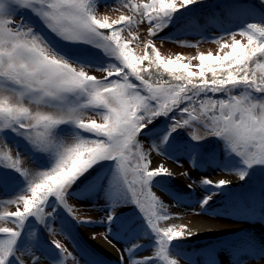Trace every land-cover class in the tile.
I'll use <instances>...</instances> for the list:
<instances>
[{"label":"snow or ice","instance_id":"snow-or-ice-1","mask_svg":"<svg viewBox=\"0 0 264 264\" xmlns=\"http://www.w3.org/2000/svg\"><path fill=\"white\" fill-rule=\"evenodd\" d=\"M196 3L125 0L122 7L132 15L111 19L98 16L97 0H0V141L7 144V137L15 135L49 160L46 168L30 170L22 167L19 149L15 156L10 148L0 149V191L15 189V198L4 201L0 210V234L5 237L0 239V264H40L42 257L49 264H67L69 258L71 264H79L59 240L45 242L32 228L41 224L51 232L58 210L71 213L68 198L80 199L85 191L93 198L103 192L110 205H135L142 223L138 229L130 226L140 235L124 248L126 264H181L182 260L195 264L174 243L190 239L192 233L187 225L162 226L173 214L152 191L154 183L159 184L156 178L173 173L162 164L152 166L138 137L153 133L158 118H166V131L154 138L149 151L171 158L179 130L202 126L203 135L189 133L186 151L194 168L201 166V142L211 136L223 143L226 158H238V166L223 170L235 171L240 181L257 166L264 169V18L245 22L237 31L225 30L231 42H221L223 36L215 40L223 55L201 53L188 58V63L182 62L186 59L182 56L163 58L152 40L144 45L143 55L130 47L137 39L133 25L146 21L149 35L156 36ZM228 8L229 15L238 17L250 11L236 4ZM22 10L32 13L60 41L91 45L102 51L104 59L59 46ZM125 29L130 39L121 38ZM237 35L247 43L236 39ZM193 59L199 61L195 71ZM87 110L100 120L86 117ZM104 162H111L109 172L93 175L92 170ZM215 163V159L209 161ZM230 183L202 179L201 184L210 190L200 207L208 206L215 190ZM173 199L179 203L177 196ZM11 205L14 211L8 210ZM239 211L264 221V191L258 206L253 197ZM117 218L109 208V234ZM26 229L33 237L31 244L25 240ZM145 235L152 246L138 257V252L149 248L141 242ZM260 255L264 258V249ZM121 260L125 261L123 255ZM206 264L216 261L209 258Z\"/></svg>","mask_w":264,"mask_h":264},{"label":"rangeland","instance_id":"rangeland-1","mask_svg":"<svg viewBox=\"0 0 264 264\" xmlns=\"http://www.w3.org/2000/svg\"><path fill=\"white\" fill-rule=\"evenodd\" d=\"M124 2L125 0H97V14L98 16L107 15L111 19H118L122 14L132 15L128 9L122 7ZM233 4L246 6L250 10L249 14L239 17L229 15L228 6ZM189 7L191 11L184 10L183 16H180L178 20L156 36L149 35V25L146 21L133 25L132 33L137 39L132 41L130 47L134 53L143 55L144 45L148 40H152L163 58L175 59L176 56H182L186 58L182 61L183 63H188V58L196 57L201 53L223 55L224 53L220 52L219 45L215 43V40L223 36L224 40L221 42L230 43L231 37L226 34L225 30L237 31L245 22H260L264 18L263 12L255 6L240 4L236 0H197L196 4ZM22 14L59 46H66L77 53H85L95 59H104L101 50L95 49L91 45L66 44L45 28L32 13L22 10ZM177 15L179 16V14ZM121 38L130 39L127 29L121 33ZM236 39L244 44L247 43V40L239 35L236 36ZM149 51L151 50L149 49ZM227 51V49L224 50V52ZM191 64L195 71L199 61L193 59ZM89 71L94 75L102 76V73L93 69H89ZM242 90L237 89L236 91ZM32 108L37 110V105L33 104ZM85 116L100 120L99 115L92 110H87ZM166 125V118H158L153 133L148 134V137L145 135L138 137L144 150L149 152V157L153 162L152 166L156 167L162 164L173 173L172 176L156 178L159 184L154 183L152 188V191L164 202L166 210L173 214L172 220L161 222L162 226L173 223L187 225L188 230L192 233L191 238L174 243L179 244L180 251L195 264H206L209 258L214 259V257H219V264H233L238 258L242 260V264H264V258H261L260 255L261 250L264 249V221H261L258 215H246L239 211L245 204H251L252 202L249 200H252L253 197L259 200L262 191H264V169L257 166L254 170H250L249 177L240 181L235 171L223 170L225 167L238 166V158H226L223 143L211 136L201 142L202 145L198 149L201 166L194 168L186 151L190 143L189 133L194 131L203 135L206 130L202 126L179 130V134L176 135L175 150L170 152L171 158L155 150L149 151L154 138L166 131ZM62 127L69 128V126ZM7 139V144L0 141V149L8 151L10 148L14 156L19 149L22 167L41 170L49 165L47 154L35 153L23 139L15 135H9ZM161 152H163V146H161ZM213 159L216 163L210 165L209 161ZM110 166L111 162L97 165L92 170V174L100 172L101 175H104L109 172ZM183 173H187V175H183ZM13 174L15 175V173ZM205 178L214 182L227 179L231 182L227 187L236 191L231 192L229 194L231 196H224L228 194L227 187L216 189L217 194L210 204L201 208L199 202L210 190V186L201 184L202 179ZM174 196L179 198V203L173 199ZM13 198H15V189L9 188L0 191V210L5 207L4 201ZM68 204L73 211L69 213L60 208L58 216L50 225L51 232L47 228L39 229L37 224L34 225L32 231L36 232L37 236L45 242L59 240L76 257L79 264H126L127 253L124 252V248L140 235L138 230L134 232L130 226L134 225L138 229L142 223L139 216L134 215L135 205H110L103 192L96 194L93 198L88 191H85L80 199L69 197ZM7 207L10 211L15 210V205ZM109 208L112 209V214L118 217L111 225V234L108 232L106 220ZM198 226L210 229L213 233H205L202 236V231L198 230ZM27 231L26 229L25 240L31 244L33 237L27 235ZM196 236H201V238L195 239ZM2 238L5 237L0 234V239ZM99 240L110 246L114 254L110 255L108 251H105ZM141 242H147L149 248L138 252L136 254L138 257L144 255L145 251L150 250L152 246V241L147 235L143 236ZM37 254L39 255V253ZM122 255L125 257L124 262L121 260ZM40 264H49V261L42 257ZM67 264H71V258ZM181 264H184L183 260Z\"/></svg>","mask_w":264,"mask_h":264},{"label":"trees","instance_id":"trees-1","mask_svg":"<svg viewBox=\"0 0 264 264\" xmlns=\"http://www.w3.org/2000/svg\"><path fill=\"white\" fill-rule=\"evenodd\" d=\"M236 2L248 3L250 5H254L264 13V3H262L261 0H236ZM226 191H228L227 195H229L231 192H234L236 190H233V188L227 187ZM237 191H239V190H237ZM238 194H241V193H238ZM39 226H40V228H43V229L45 228L44 225L39 224Z\"/></svg>","mask_w":264,"mask_h":264},{"label":"bare ground","instance_id":"bare-ground-1","mask_svg":"<svg viewBox=\"0 0 264 264\" xmlns=\"http://www.w3.org/2000/svg\"><path fill=\"white\" fill-rule=\"evenodd\" d=\"M198 230H199V231H202V232H201V235H202V236H204L205 233H213L212 230L210 231V229H206L205 227L202 228V227L198 226ZM196 238H201V236H196L195 239H196ZM99 243L102 244L101 246H103V247H104V250H105V251H108V252L110 253V255H111V254H114V251L110 248V246L105 245L101 240H99ZM113 249H114V248H113ZM108 255H109V254H108Z\"/></svg>","mask_w":264,"mask_h":264}]
</instances>
